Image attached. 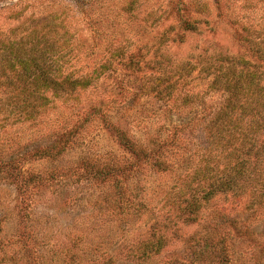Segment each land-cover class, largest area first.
Returning <instances> with one entry per match:
<instances>
[{"label": "rangeland", "instance_id": "obj_1", "mask_svg": "<svg viewBox=\"0 0 264 264\" xmlns=\"http://www.w3.org/2000/svg\"><path fill=\"white\" fill-rule=\"evenodd\" d=\"M31 33L87 84L46 91L28 118L12 95L29 87L0 66V264H264V198L219 194L194 223L168 200L229 100L206 67L264 36V0H0V64ZM122 133L163 166L135 161ZM54 142L60 154H42ZM154 233L160 253L145 251Z\"/></svg>", "mask_w": 264, "mask_h": 264}, {"label": "trees", "instance_id": "obj_2", "mask_svg": "<svg viewBox=\"0 0 264 264\" xmlns=\"http://www.w3.org/2000/svg\"><path fill=\"white\" fill-rule=\"evenodd\" d=\"M187 24L193 29V23ZM30 37V47L10 42V54L0 64L5 71L20 73L19 80L26 82L24 88L29 87V90L14 87L15 94L12 95L15 98L13 108L28 118L44 107L46 91H52L56 97H65L74 94L78 86L87 84L83 78L64 74L60 64L56 63L58 58L50 39L37 36L34 40L33 33ZM243 41L246 52L231 54L222 49L211 57L206 67L209 74L214 75V83L230 95L206 126L209 143L199 166L174 179L168 200L179 214L177 219L183 223L197 222L205 205L219 194L234 198L248 196L253 204L264 198V36L243 37ZM17 66L20 67L18 71ZM163 74V79H172L165 71ZM12 84L14 86V82ZM158 88L152 83L148 90L157 91ZM72 133L73 129L69 137ZM120 141L136 155L135 161L147 158L152 164L161 163L160 156L139 150L125 134ZM58 144L52 143L42 154L49 157L60 154ZM4 165L15 182L23 186L26 180L20 173H14V165L10 162ZM161 167L159 165L160 170ZM166 244L164 236L154 233V240L145 246V251L160 253Z\"/></svg>", "mask_w": 264, "mask_h": 264}]
</instances>
